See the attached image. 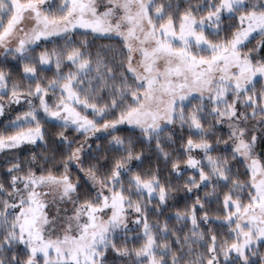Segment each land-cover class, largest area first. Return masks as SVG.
<instances>
[{
	"label": "snow or ice",
	"instance_id": "snow-or-ice-1",
	"mask_svg": "<svg viewBox=\"0 0 264 264\" xmlns=\"http://www.w3.org/2000/svg\"><path fill=\"white\" fill-rule=\"evenodd\" d=\"M0 264H264V0H0Z\"/></svg>",
	"mask_w": 264,
	"mask_h": 264
},
{
	"label": "trees",
	"instance_id": "trees-1",
	"mask_svg": "<svg viewBox=\"0 0 264 264\" xmlns=\"http://www.w3.org/2000/svg\"><path fill=\"white\" fill-rule=\"evenodd\" d=\"M53 2L55 3V2H57V0H53Z\"/></svg>",
	"mask_w": 264,
	"mask_h": 264
}]
</instances>
